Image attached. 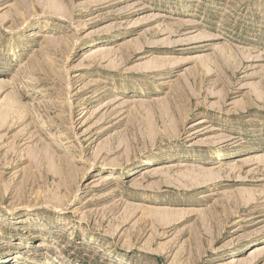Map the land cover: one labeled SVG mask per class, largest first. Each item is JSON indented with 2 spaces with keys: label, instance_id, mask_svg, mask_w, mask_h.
Segmentation results:
<instances>
[{
  "label": "rangeland",
  "instance_id": "obj_1",
  "mask_svg": "<svg viewBox=\"0 0 264 264\" xmlns=\"http://www.w3.org/2000/svg\"><path fill=\"white\" fill-rule=\"evenodd\" d=\"M0 264H264V0H0Z\"/></svg>",
  "mask_w": 264,
  "mask_h": 264
}]
</instances>
